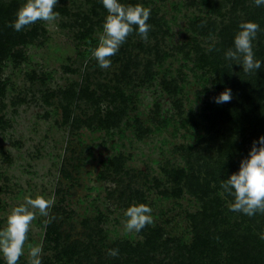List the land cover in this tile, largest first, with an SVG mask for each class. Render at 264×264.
<instances>
[{"label":"rangeland","instance_id":"obj_1","mask_svg":"<svg viewBox=\"0 0 264 264\" xmlns=\"http://www.w3.org/2000/svg\"><path fill=\"white\" fill-rule=\"evenodd\" d=\"M64 1L71 7L75 0L70 4L69 0ZM136 1L151 9L148 40L138 33L129 35L130 45L120 46L107 69L99 67L92 57L105 20L100 22L102 26L96 23L91 42L86 43L61 15L52 24L37 21L43 31L24 48L25 60L17 64L10 59L2 66V80L7 84L1 96L5 107L0 113V229L24 197L55 196L49 217L37 212L28 232L25 254L18 264H28V244L42 245V262L56 256L58 251L46 242L45 221L53 216L60 221L66 218L63 230L75 238L86 233L85 222L99 225L107 235L106 246L116 241L137 244L144 240L145 232L154 229H161L164 239H178L186 244L193 239L189 214L199 208L196 198L188 193L179 198L163 197L153 179L163 178L165 165L183 167L185 159L180 146H194L201 136L188 121L193 113L205 111L207 104L212 106L218 95L214 86L206 82L205 72L195 66L193 49L216 39L206 37L199 26L201 21L222 26L231 5L227 0H217L222 8L219 13L212 11L208 0ZM124 56L138 63L137 69L132 70L139 80L125 85L131 99L120 127L107 130L95 123L73 133L70 124L65 123L63 106L67 102L63 91L83 82L86 70L88 85L96 95L103 96L106 89L113 91L118 86L115 75L124 65ZM149 62H153L151 74L145 77ZM181 73H185L187 89L183 106L178 109L175 97L165 90L162 80L177 79ZM100 102L103 114L109 104ZM70 107L73 115L85 120L97 106L85 101L73 102ZM137 120L148 127L149 134L142 136ZM119 159L127 173L122 180L108 171H113V161ZM133 188L144 192L143 204L151 207L153 223L139 233L126 235L124 212L131 205L142 203L137 193H131ZM55 207H61L56 214Z\"/></svg>","mask_w":264,"mask_h":264},{"label":"trees","instance_id":"obj_2","mask_svg":"<svg viewBox=\"0 0 264 264\" xmlns=\"http://www.w3.org/2000/svg\"><path fill=\"white\" fill-rule=\"evenodd\" d=\"M78 1L80 3L76 4ZM135 1L120 0L126 5H135ZM227 2L231 8L222 26L203 20L199 24L207 38L215 36L216 39H211L206 46L197 44L193 49V61L195 66L205 72L206 82L214 86L218 96L226 89H231L232 99L222 104H207L205 111L191 115L188 124L201 136L194 146H180L184 154V166L165 165L162 168L163 178L153 179L161 196L179 198L183 193H188L199 203V208L189 214L193 232L191 243L164 239L163 231L154 229L151 233L145 232L144 240L137 244L116 241L106 246L104 242L107 235L99 225L85 222L83 227L86 233L75 238L69 231L63 230L66 218L60 221L53 216L46 225V242L47 246H53L58 252L56 256L43 260L42 264H58L61 260L65 261L64 264H264V239L261 238L264 234V213L258 212L249 217L230 211L228 205L234 202V197L221 188L226 179L239 172L241 161L249 157L253 142L264 136V5L256 6L254 0ZM23 3L25 0L7 3L0 0V113L5 107L1 96L7 84L2 80V66L10 59L17 64L22 63L26 58L24 48L43 31L37 22L32 29L27 27L19 32L9 26L15 21L17 10ZM207 3L212 11L219 10L220 13L222 8L219 1L208 0ZM71 4L69 7L64 0H58L54 11L70 21L72 27L78 30L77 37L80 40L89 43L96 23L102 26L100 22L107 15L102 0H75ZM85 7L88 8L84 10ZM248 21L260 26L253 41V50L255 58L262 63L261 68L252 73H245L243 65L225 58L226 50L234 47L240 23ZM135 33H138V26H134L130 35ZM126 41L124 45L128 46V41L132 40L128 37ZM123 59H126L124 65L115 75L118 86L113 91L106 89L103 96L91 91L88 85L89 70H86L83 82L63 91L67 102L63 106L65 123L70 124L73 133L84 125L94 126L95 123L107 130L120 127L126 116L128 100L131 99L126 93V86L139 80L132 70L137 69L138 63L130 56H124ZM152 65L153 62L148 63L145 77L151 74ZM184 74L181 73L177 79L162 80L165 90L175 97L178 109L183 106L182 100L187 89ZM150 79L153 77L150 76ZM204 91H208L207 88ZM201 94L203 92L198 95ZM102 100L109 104L103 114L99 107ZM85 101L97 107L94 114L84 120L73 115L70 106L73 102ZM1 122L3 117H0ZM136 125L142 136L149 134L148 127L141 121L137 120ZM122 161H113V171L109 169V174L123 178L127 173ZM131 193H137L139 202H146L141 190L133 188ZM60 208L55 207V214ZM113 248L119 250L116 257L107 255V251ZM0 264H6L1 254Z\"/></svg>","mask_w":264,"mask_h":264},{"label":"clouds","instance_id":"obj_3","mask_svg":"<svg viewBox=\"0 0 264 264\" xmlns=\"http://www.w3.org/2000/svg\"><path fill=\"white\" fill-rule=\"evenodd\" d=\"M58 0H25L16 13V19L9 26L15 31H22L43 21L52 24L59 16L54 11ZM256 6L264 5V0H254ZM107 11L103 23L102 32L98 37V45L92 50V57L99 67L107 69L111 67L113 57L120 46L138 26V35L147 41L150 25L151 9L140 4H123L120 0H102ZM239 31L234 38V47L225 52V58L243 65L245 73H252L261 68V61L255 58L253 41L260 26L256 22H242ZM211 50V49H210ZM231 89H226L214 100L217 104L230 102ZM221 188L225 193L234 197L228 207L230 211L240 212L249 217L264 213V136L259 141H254L249 157L241 161L238 173H233L226 179ZM55 204V196L45 198L37 195L24 197V202L14 207L7 216L6 226L0 229V254L6 264H18L25 254V244L28 240V232L32 222L36 219L37 212L43 217H49V209ZM124 216V233H139L147 225L153 223L152 209L146 204H133L128 207ZM50 221H45L48 223ZM264 239V234L261 235ZM28 264H42L43 247L41 244H28ZM107 255L116 257L118 249H109Z\"/></svg>","mask_w":264,"mask_h":264}]
</instances>
